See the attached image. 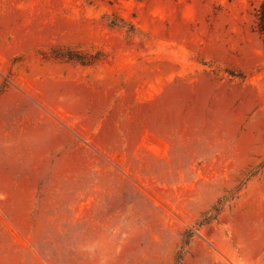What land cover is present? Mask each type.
Wrapping results in <instances>:
<instances>
[{
  "label": "rangeland",
  "instance_id": "374dc122",
  "mask_svg": "<svg viewBox=\"0 0 264 264\" xmlns=\"http://www.w3.org/2000/svg\"><path fill=\"white\" fill-rule=\"evenodd\" d=\"M0 264H264V0H0Z\"/></svg>",
  "mask_w": 264,
  "mask_h": 264
}]
</instances>
